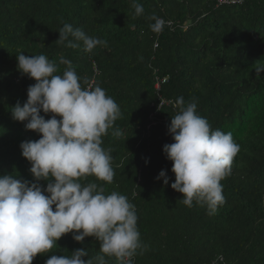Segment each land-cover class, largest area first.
Returning <instances> with one entry per match:
<instances>
[{"label": "trees", "instance_id": "obj_1", "mask_svg": "<svg viewBox=\"0 0 264 264\" xmlns=\"http://www.w3.org/2000/svg\"><path fill=\"white\" fill-rule=\"evenodd\" d=\"M224 1L138 0L144 11L136 16L132 0H0V175L13 172L31 182L19 146L40 138L10 113L35 83L18 71L16 56L44 54L58 75L66 67L60 59H69L82 87L99 84L122 113L102 137L113 158V182L92 176L81 182H97L135 206L148 247L133 264H264V72H255L264 61V0ZM153 15L168 22L160 33L150 28ZM64 23L107 46L89 53L82 43L75 49L55 43ZM180 96L195 101L197 113L213 129L231 132L240 146L221 181L225 203L214 215L195 202L183 205L170 187L172 163L162 148L173 142L167 126L177 109L159 104ZM116 128L119 137L112 135ZM161 170L168 185L156 179ZM80 248L94 257L99 242L86 237L78 243L69 233L32 264ZM106 264L118 261L106 257Z\"/></svg>", "mask_w": 264, "mask_h": 264}, {"label": "clouds", "instance_id": "obj_2", "mask_svg": "<svg viewBox=\"0 0 264 264\" xmlns=\"http://www.w3.org/2000/svg\"><path fill=\"white\" fill-rule=\"evenodd\" d=\"M132 7L136 16L143 14L138 0H132ZM150 19L155 33L168 23L156 15ZM55 43L73 49L82 43L89 53L107 46L105 40L70 23L59 29ZM16 60L18 71L35 83L27 88L26 102L22 106L18 102L10 113L40 138L19 146L31 165V182L13 172L0 175V264H32L38 254L52 252L69 233L78 243L95 238L98 253L91 257L89 250L80 248L68 255L53 254L45 264H106V257L115 258L118 264H133L138 250L143 254L148 247L141 241L135 206L116 191L106 194L97 182H81L89 176L105 184L113 182V158L110 149L102 147V137L121 117L119 105L99 84L82 87L69 59L59 61L66 66L62 75L56 74L57 64L44 54L20 53ZM256 63L255 72H264V61ZM169 103L177 109L167 126L173 142L162 148L172 163L170 187L181 194L183 205L191 208L195 202L214 215L225 203L221 181L231 174L240 146L231 132L213 129L197 113L195 101L186 103L180 96ZM112 135L122 133L116 128ZM156 179L169 183L165 170Z\"/></svg>", "mask_w": 264, "mask_h": 264}, {"label": "built area", "instance_id": "obj_3", "mask_svg": "<svg viewBox=\"0 0 264 264\" xmlns=\"http://www.w3.org/2000/svg\"><path fill=\"white\" fill-rule=\"evenodd\" d=\"M226 3V1H224V0H218V4H225ZM234 3H236V1H234V0H232V1H230L229 2V4H234ZM156 88H157V86H155ZM172 103H169V101L168 102H160V104H159V107H161L162 105H165V106H169V105H171Z\"/></svg>", "mask_w": 264, "mask_h": 264}]
</instances>
